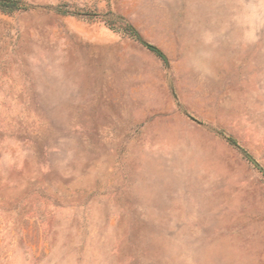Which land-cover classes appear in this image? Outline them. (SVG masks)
Segmentation results:
<instances>
[{
  "label": "rangeland",
  "instance_id": "obj_1",
  "mask_svg": "<svg viewBox=\"0 0 264 264\" xmlns=\"http://www.w3.org/2000/svg\"><path fill=\"white\" fill-rule=\"evenodd\" d=\"M0 264H264V0H0Z\"/></svg>",
  "mask_w": 264,
  "mask_h": 264
}]
</instances>
